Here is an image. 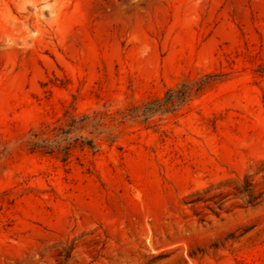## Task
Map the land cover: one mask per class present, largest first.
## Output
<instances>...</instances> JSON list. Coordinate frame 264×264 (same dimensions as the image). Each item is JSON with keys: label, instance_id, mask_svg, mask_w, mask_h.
<instances>
[{"label": "rangeland", "instance_id": "374dc122", "mask_svg": "<svg viewBox=\"0 0 264 264\" xmlns=\"http://www.w3.org/2000/svg\"><path fill=\"white\" fill-rule=\"evenodd\" d=\"M0 264H264V0H0Z\"/></svg>", "mask_w": 264, "mask_h": 264}, {"label": "trees", "instance_id": "16d2710c", "mask_svg": "<svg viewBox=\"0 0 264 264\" xmlns=\"http://www.w3.org/2000/svg\"><path fill=\"white\" fill-rule=\"evenodd\" d=\"M249 186H251V184H248L247 187H249ZM240 193H241V195L243 194V195H249L250 196L251 199L247 202L248 205H252V206L256 205L255 202L257 201L258 198L255 196V194H252V195L249 194L248 189L243 190V192H240Z\"/></svg>", "mask_w": 264, "mask_h": 264}]
</instances>
